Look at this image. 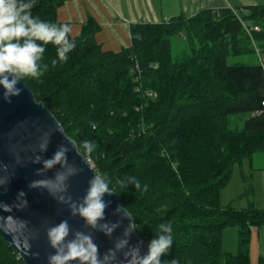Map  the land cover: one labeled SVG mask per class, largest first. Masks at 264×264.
<instances>
[{"label":"trees","instance_id":"obj_1","mask_svg":"<svg viewBox=\"0 0 264 264\" xmlns=\"http://www.w3.org/2000/svg\"><path fill=\"white\" fill-rule=\"evenodd\" d=\"M68 1L38 0L32 11L61 23L58 10ZM250 27L259 30L249 34ZM99 30L89 20L73 38L77 47L68 61L56 65L49 43L42 61L48 68L24 82L69 137L96 141L94 153L82 154L98 174L140 180V190L128 186L121 193L117 186L118 196L147 243L160 223L172 222L173 246L162 259L252 264V228L264 227V210L223 206L221 193L237 166L264 153V65L239 59L264 60V5L246 7L242 16L231 8L206 9L137 24L132 45L121 52L103 51L95 40ZM178 35L190 48L174 59L171 38ZM233 115H248L242 128H229ZM243 182L250 198L252 180ZM228 228H238L237 253L224 249ZM0 264H25L1 234Z\"/></svg>","mask_w":264,"mask_h":264},{"label":"clouds","instance_id":"obj_2","mask_svg":"<svg viewBox=\"0 0 264 264\" xmlns=\"http://www.w3.org/2000/svg\"><path fill=\"white\" fill-rule=\"evenodd\" d=\"M37 3L38 0H0V99L9 104L21 95V85L26 78H39L48 68L42 61L49 43L55 46L57 57L51 61L52 65L67 62L69 54L77 47L71 37L72 26L34 15L32 10ZM88 123L92 129L97 127L94 120ZM50 139L51 134L45 133L32 163L42 165L37 169L38 173L57 168L55 176L48 181L56 185V192L50 194L67 207L70 217H78L83 221V230H74L67 218L51 224L46 229V237L53 251L47 256L46 264H178L175 258L171 261L162 259L173 246L172 222L159 224L144 252L142 241L131 243L133 234L140 230L136 219L126 211L124 205H118L113 214L119 216L123 212L129 222L115 237L112 247L101 253L95 233H102L112 240L116 230L123 224L121 219L115 222L106 219L105 212L111 201L105 196L125 193L128 186L140 190L141 182L134 175L113 180L103 174H93L84 195L73 199L68 194L69 180L78 175L81 169L69 161L68 154L76 150L91 155L96 151L97 143L92 139H83L79 142L70 141L67 145L60 144L45 159L41 154L47 152ZM42 183L32 181L29 186L39 187ZM5 184L6 181L0 178V190L4 189ZM117 186L123 190L120 194ZM17 195L22 197L25 194L20 192ZM26 205L27 201L24 200L23 206ZM0 210L10 211L11 205L0 201Z\"/></svg>","mask_w":264,"mask_h":264},{"label":"water","instance_id":"obj_3","mask_svg":"<svg viewBox=\"0 0 264 264\" xmlns=\"http://www.w3.org/2000/svg\"><path fill=\"white\" fill-rule=\"evenodd\" d=\"M21 87V95L10 104L0 99V178L6 181L4 189L0 190V201L11 205L10 211L0 210V234L25 264H46L47 256L53 251L46 237V229L67 218L74 230H83V221L78 217H70L67 207L50 194L56 192V185L48 181L55 176L57 168L38 173L37 169L42 165L32 161L45 133L51 134L48 150L41 154L45 159L52 155L58 145H67L75 140L67 135L52 111L37 101L36 95L25 82ZM68 158L81 169L78 175L69 180L68 194L77 199L84 195L92 175L98 173L90 159L82 153L72 150ZM32 181L43 183L39 187H30ZM20 192L25 195L18 197ZM105 199L111 201L105 212L106 219L113 222L121 219L123 224L116 230L112 240L102 233H95L101 253L112 247L115 237L129 222L123 212L119 216L113 214L115 208L122 205L118 195H106ZM24 200L27 201L26 206H23ZM137 241L143 242L142 251L146 252L148 243L138 233H134L131 243Z\"/></svg>","mask_w":264,"mask_h":264},{"label":"crops","instance_id":"obj_4","mask_svg":"<svg viewBox=\"0 0 264 264\" xmlns=\"http://www.w3.org/2000/svg\"><path fill=\"white\" fill-rule=\"evenodd\" d=\"M256 5H264V0H70L58 10V20L72 26V38L80 36L89 20H94L100 27L95 40L102 50L121 52L132 45L134 25L163 23L180 16L193 17L206 9L231 8L243 12L246 7ZM261 155L264 153L238 166L240 171L232 193L224 191L232 185L221 193L223 206L246 209L253 205L264 210V165L257 163L264 161ZM244 176L252 180L253 195L250 198L243 196ZM234 180L233 173L232 183ZM250 256L252 264H258L259 259L264 258V227L252 228Z\"/></svg>","mask_w":264,"mask_h":264},{"label":"rangeland","instance_id":"obj_5","mask_svg":"<svg viewBox=\"0 0 264 264\" xmlns=\"http://www.w3.org/2000/svg\"><path fill=\"white\" fill-rule=\"evenodd\" d=\"M237 12L241 16L243 15V12L241 11V9H237ZM171 41H172V49H173L172 54H173L174 59H179L182 56V54L185 51L189 50V48H190L188 42L184 39V37H182L180 35L172 37ZM262 56H264V48L262 49ZM239 59H242L243 62L249 63V64H262V65H264V60L261 59L257 54L240 57ZM247 118H248V115L230 116L229 121H228L229 128L233 129V130L242 128L244 121ZM261 156H264V155H261ZM248 161L249 160H245L244 162L248 163ZM257 163L264 165L263 160H259ZM238 171H240V170L237 166L234 170L235 180L232 183V178H231L229 185H232V186H229L228 188H226V190H224V191H226V193H229V194H230V192L232 193V187H234L236 185V178H237V175L239 174ZM224 195H225V192H224ZM238 232H239L238 228H228L225 231V233H224V235H225V247H224L225 251L230 252V253H237V251H238Z\"/></svg>","mask_w":264,"mask_h":264},{"label":"built area","instance_id":"obj_6","mask_svg":"<svg viewBox=\"0 0 264 264\" xmlns=\"http://www.w3.org/2000/svg\"><path fill=\"white\" fill-rule=\"evenodd\" d=\"M247 32L250 34L253 30L254 31H258L259 28L258 27H250V28H246Z\"/></svg>","mask_w":264,"mask_h":264}]
</instances>
